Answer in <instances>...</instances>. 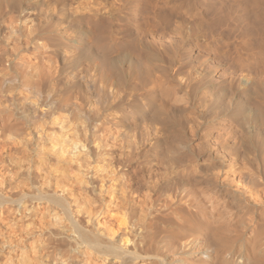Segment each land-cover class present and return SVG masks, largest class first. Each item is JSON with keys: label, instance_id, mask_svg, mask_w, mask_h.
<instances>
[{"label": "bare ground", "instance_id": "1", "mask_svg": "<svg viewBox=\"0 0 264 264\" xmlns=\"http://www.w3.org/2000/svg\"><path fill=\"white\" fill-rule=\"evenodd\" d=\"M190 4L0 0L8 264H264V0Z\"/></svg>", "mask_w": 264, "mask_h": 264}, {"label": "rangeland", "instance_id": "2", "mask_svg": "<svg viewBox=\"0 0 264 264\" xmlns=\"http://www.w3.org/2000/svg\"><path fill=\"white\" fill-rule=\"evenodd\" d=\"M175 2H180L181 3V9L179 11V14L183 17H181L180 15L179 18H181L182 20L181 23L178 22L179 21V18H175L177 19L176 23H178L177 25L181 26L180 27V32L181 35H178L177 34H174L175 31H173V29L171 28L172 27V24L173 26L176 25L175 22V19L171 22V29L169 28H161L160 29V32L162 31V35L160 33V36H162L164 39L166 40H162V42H165L167 41L171 36L174 37V38H177L179 40H182L181 43H184L185 41L188 40L189 38V35L187 36L186 35V31L185 29H187V27L190 25L191 21L192 20V16L190 17V15H192L191 11V4L190 2L192 3V0H174ZM190 7V9H188ZM182 12V13H180ZM185 14V15H184ZM105 21V20H104ZM107 23V22H105ZM105 23L103 24L105 26ZM181 25H180V24ZM189 24V25H187ZM102 28H105V27H101ZM184 28V29H182ZM181 29L183 31H181ZM171 31V32H170ZM186 31V32H185ZM164 32V33H163ZM170 32V33H168ZM179 32V34H180ZM185 32V34H184ZM165 36V37H164ZM161 37V38H162ZM169 37V38H167ZM181 38V39H180ZM185 38V40H184ZM184 41V42H183ZM185 49L184 46H181V49H180V53L183 51L185 52ZM165 52V51H164ZM165 54V53H164ZM167 54V53H166ZM71 88V87H70ZM71 90V89H69ZM55 163V162H54ZM57 167V166H56ZM54 165H48V166H45L44 167V173L48 178H55L57 180H60L63 184L72 187V188H80L81 187V184L77 178V176L75 175L76 173V163L74 162H67V163H63V162H60V167L59 170L56 168ZM21 218V215H20V212L18 210H13L11 209L9 212H6V213H3L0 215V264H8V263H12V258H9L10 256V253L8 252H11L13 253L12 251H14L17 247V244H27L28 241H29V236H30V231L33 229V227L31 225H23V221L20 220ZM7 237V240L9 241V244L8 243H4L5 241V238Z\"/></svg>", "mask_w": 264, "mask_h": 264}]
</instances>
